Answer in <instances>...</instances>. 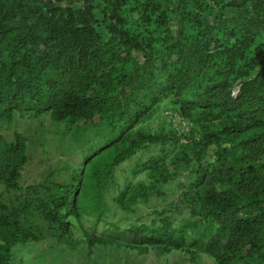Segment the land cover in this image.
Segmentation results:
<instances>
[{
    "label": "trees",
    "instance_id": "obj_1",
    "mask_svg": "<svg viewBox=\"0 0 264 264\" xmlns=\"http://www.w3.org/2000/svg\"><path fill=\"white\" fill-rule=\"evenodd\" d=\"M63 1L30 5L27 0H0L1 116L11 120L16 113H49L57 122L74 124L81 120L91 128H131L148 117L163 98L179 96L191 83L196 85L192 79L203 59L218 54L216 79L199 83L192 99H179V112L186 118L196 114L197 121L217 120L218 127H203L198 140L200 151L221 139L254 131L241 145L254 156H264V48L251 51L253 37L264 28V0H248L251 14L244 22L243 37L235 42L218 40V33L206 25L198 40L182 41L174 35L163 49L156 46L157 32L156 36L141 31L138 35L125 20L126 0H107V23L115 36L109 40L102 38L100 24L78 23L69 5H56ZM92 2L83 0L82 9L94 15ZM57 9L68 13L63 23L53 17ZM169 10L150 8L149 18L156 12V28L166 25ZM212 41L220 47L209 53ZM135 51L142 52V60ZM172 54H176V60H171ZM249 67L257 68L253 75L248 73ZM1 142L0 136V147ZM11 149L14 159L0 164V181L7 190L20 192V200L6 204L0 199V264H12L8 258L12 245L39 240V231L21 225L23 213L35 212L57 242L70 244L73 240L67 217L78 214L77 182L22 188L17 180L26 157L19 134H15ZM118 150L115 162L130 147ZM193 156L198 158L199 152H193ZM149 166L164 178L166 165L162 159ZM211 166H203L199 160L192 182V201L197 206L192 212L202 216L203 230L208 234L205 241L199 236L186 243L184 226L172 229L168 219L163 218L157 229L143 224L130 226L132 239L127 245L139 253L147 251V245L156 246L162 253L180 249L192 261L199 253H206L217 264H228L239 257L263 259L264 163L236 169L222 159L217 167ZM124 194L118 198L121 204ZM86 237L89 247L106 243L94 234Z\"/></svg>",
    "mask_w": 264,
    "mask_h": 264
},
{
    "label": "rangeland",
    "instance_id": "obj_2",
    "mask_svg": "<svg viewBox=\"0 0 264 264\" xmlns=\"http://www.w3.org/2000/svg\"><path fill=\"white\" fill-rule=\"evenodd\" d=\"M48 2L27 0L30 5ZM56 5H69L78 23L90 21L100 24L104 40L115 37L107 23V0H93L90 5L94 15L82 9L83 0H64ZM126 6L125 20L132 24L138 35L141 31L154 32L156 36L157 32L156 46L161 49L173 40L174 35L182 41L198 40L200 30L206 25L218 33V40L235 42V39L243 37L244 22L251 14L248 0H242V4L240 0H126ZM155 6L170 9L166 14L167 23L161 28H156V12L149 18L150 8ZM53 17L63 23L68 13L57 9ZM211 47L209 53L217 52L220 46L212 41ZM263 48L264 28H259L253 37L251 51ZM134 53L142 60V52ZM176 59V54H172L171 60ZM219 63L218 54L204 58L192 79L196 85L191 83L179 96L163 98L148 117L131 128L125 125L115 130L108 125L91 128L84 126L81 120L74 124L57 122L49 113L39 116L16 113L11 120L0 114V164L14 159L11 146L15 134H19L24 143L26 161L17 180L22 188L77 182L78 214L75 218L67 217L73 243L57 242L35 212L23 213L21 225L39 231L40 237L38 241L12 245L8 251L9 261L12 264H217L206 253H199L192 261L184 250L172 249L162 253L156 246L147 245V251L139 253L127 244L132 239L128 231L130 226L143 224L157 229L163 218L168 219L172 229L184 226L186 243L199 236L205 241L208 234L204 233L202 216L199 212H192L197 207L192 201V182L199 160L203 166L217 167L222 159H227L228 166L236 169L254 168L264 163V156H254L241 145V141L254 131L221 139L200 151L198 140L203 127H218L217 120L213 123L197 121L196 114L186 118L179 112V99H192L193 90L200 88L199 83L204 85L216 79ZM256 70V67H249L248 73L253 75ZM237 89L238 86L233 88L234 93ZM108 140L115 143L108 145ZM123 147H130V151L115 162L118 149ZM193 152H199V157L195 158ZM157 159H162L166 165L164 178H159L149 166ZM38 190L42 189L39 187ZM124 191V203L121 204L118 198ZM19 193L7 190L0 181L3 203L12 201L17 204ZM89 234L104 238L106 243L89 247L86 242ZM228 264H264V258L250 260L239 257Z\"/></svg>",
    "mask_w": 264,
    "mask_h": 264
}]
</instances>
